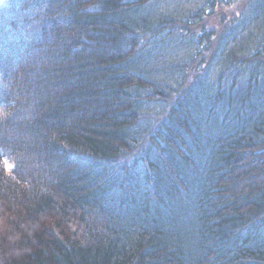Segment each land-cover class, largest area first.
<instances>
[{
    "label": "trees",
    "instance_id": "obj_1",
    "mask_svg": "<svg viewBox=\"0 0 264 264\" xmlns=\"http://www.w3.org/2000/svg\"><path fill=\"white\" fill-rule=\"evenodd\" d=\"M0 264H264V0H0Z\"/></svg>",
    "mask_w": 264,
    "mask_h": 264
},
{
    "label": "clouds",
    "instance_id": "obj_2",
    "mask_svg": "<svg viewBox=\"0 0 264 264\" xmlns=\"http://www.w3.org/2000/svg\"><path fill=\"white\" fill-rule=\"evenodd\" d=\"M98 9L97 5H90L87 8V11L92 12V11H96Z\"/></svg>",
    "mask_w": 264,
    "mask_h": 264
},
{
    "label": "rangeland",
    "instance_id": "obj_3",
    "mask_svg": "<svg viewBox=\"0 0 264 264\" xmlns=\"http://www.w3.org/2000/svg\"><path fill=\"white\" fill-rule=\"evenodd\" d=\"M6 164H7L8 169L11 170L13 165L11 164V162L8 159H6Z\"/></svg>",
    "mask_w": 264,
    "mask_h": 264
}]
</instances>
